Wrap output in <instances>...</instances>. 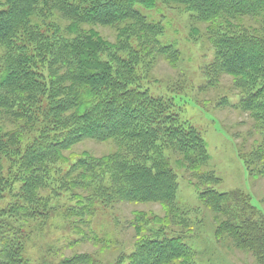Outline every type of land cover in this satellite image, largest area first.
I'll use <instances>...</instances> for the list:
<instances>
[{"label":"trees","instance_id":"1","mask_svg":"<svg viewBox=\"0 0 264 264\" xmlns=\"http://www.w3.org/2000/svg\"><path fill=\"white\" fill-rule=\"evenodd\" d=\"M159 3L192 13L205 26L214 52L208 80L232 78L241 95L236 107L250 114L260 135L239 157L250 176L264 177V0H3L0 264H31L24 257L25 229L49 219L54 198L66 194L76 203L61 212L62 220L77 218L86 226L105 199V204L160 203L165 218L151 215L152 223L164 227L158 231L144 227L149 215L135 214L140 238L127 264H196L185 237L166 232L179 214V188L163 155L200 177L210 161L208 147L193 125L180 123L166 95L153 94L138 78L145 61L150 68L158 57H168L174 66L180 61V51L159 40L162 25L143 12ZM98 27L115 30V42L105 40ZM87 139L112 141L117 150L101 159H79L51 192L53 167L67 164L64 152ZM4 158L23 174L21 191L7 206L1 205L5 192L18 176L5 179ZM202 176L195 187L202 206L216 216L217 241L226 238L264 264L260 209L243 191H217L214 174ZM60 264L94 262L85 254Z\"/></svg>","mask_w":264,"mask_h":264},{"label":"rangeland","instance_id":"2","mask_svg":"<svg viewBox=\"0 0 264 264\" xmlns=\"http://www.w3.org/2000/svg\"><path fill=\"white\" fill-rule=\"evenodd\" d=\"M3 1V0H0ZM149 22L162 25L163 32L159 40L172 44L180 51V61L158 57L152 62L140 65L139 81L151 89L153 94L166 95L170 105L178 115L180 123L193 125L206 141L210 161L208 166L198 173L193 170L177 168L176 160L168 153L163 157L170 163L177 175L178 194L176 222L168 227V235H181L196 253V264H256V259L249 252L235 248L234 244L223 238L216 239L217 222L215 214L202 206L200 193L195 187L202 184L205 172L218 178L215 189L220 193L243 191L257 206L264 219V177L249 175L239 152L250 150L253 142L260 138L255 121L249 113L237 109L241 100L240 92L235 90L232 78L224 76L218 83L208 80V69L214 59V52L208 42L206 28L192 13L180 8H169L159 3L154 10L143 8ZM65 26L66 23H63ZM101 35L110 42H115L116 31L98 27ZM151 70H150V69ZM172 98V99H171ZM226 99L227 103L223 104ZM46 103L43 104V106ZM117 146L112 141L87 139L79 142L71 150L64 152L67 164H57L50 172L49 190L54 192L63 178L81 158L101 159L114 154ZM4 177L8 178L9 189L5 192L7 206L19 195L23 186V174L18 166L12 167V160L2 162ZM12 171V172H11ZM56 199L53 208L56 216L51 215L46 221L31 222L25 229L24 257L31 264H60L65 259L79 255H89L94 264H127L128 257L135 251L138 236L135 214L149 215L150 224L145 228L158 231L164 228L152 223L153 216L165 218L166 211L160 203L133 204L115 203L97 205L98 212L92 225L86 226L79 219L71 218L67 224L62 220L61 212L75 205L70 195ZM151 215H153L151 217ZM107 239V244L99 240ZM109 244V245H108Z\"/></svg>","mask_w":264,"mask_h":264}]
</instances>
